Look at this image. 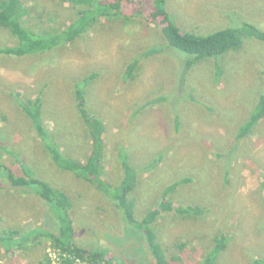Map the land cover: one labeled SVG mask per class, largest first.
Instances as JSON below:
<instances>
[{"label": "rangeland", "instance_id": "rangeland-1", "mask_svg": "<svg viewBox=\"0 0 264 264\" xmlns=\"http://www.w3.org/2000/svg\"><path fill=\"white\" fill-rule=\"evenodd\" d=\"M26 1L28 7L47 13L55 25L66 27L73 14L67 5L49 0ZM167 1L170 14L185 31L209 34L232 23L237 26L240 20L264 31V0ZM147 23L108 22V31L91 32L71 51L61 52L63 55L0 61V124L3 119L5 137L11 140L15 155L0 163L12 166L22 162L38 178L74 193L73 220L81 245L91 246L96 238H101L102 246L127 264H155L145 237L117 221V212L109 200L90 183L53 165L45 141L16 107L13 96L18 93L26 95L27 100L41 95L44 125L54 141L63 144L62 149L74 160H86L92 152V140L85 124L80 119L76 121L72 95L76 84L94 76L88 86L92 90L88 100L90 112L105 127L103 179L117 184L124 174V158L139 169L160 159L154 171L142 177L137 193L140 200L136 199L139 214L155 204L166 186L184 177H191L194 182L178 186L176 201L183 206L210 209L198 221L194 216L164 214L165 220H161L158 229L162 242L173 250L170 253L180 256L175 244L187 243L185 264H198L212 240L225 234L230 242L220 257L221 264H253L252 260L264 255V121L246 138L238 139L236 135L264 94V43L247 39L242 51L230 54V69L220 84L215 83L210 64L205 65L204 76L198 74V65L186 87L197 95L198 100L194 101L187 90L183 95L179 88L180 57L184 61L189 56L172 48L168 58L152 57L143 63L134 82H124L122 62L132 57L131 49L140 45L152 47L159 39L158 29ZM11 43L9 34L0 28V47ZM162 94L173 96L165 103L146 106ZM5 117H9L8 122ZM177 118L182 132L176 129ZM228 179L230 185L226 184ZM41 200L38 196L25 197L21 191L10 195L0 189V234L4 239L11 228L29 230L46 221L41 218L46 211ZM54 227L57 223L52 222L51 228ZM28 237L31 241L37 238L35 233L22 236V244L26 245ZM41 243L39 253L47 241L43 239ZM13 244L14 241L0 245L1 264L36 261L33 250L18 249L14 255L7 254L5 248ZM193 245L201 249L200 255L193 253Z\"/></svg>", "mask_w": 264, "mask_h": 264}, {"label": "trees", "instance_id": "trees-1", "mask_svg": "<svg viewBox=\"0 0 264 264\" xmlns=\"http://www.w3.org/2000/svg\"><path fill=\"white\" fill-rule=\"evenodd\" d=\"M49 1L67 5L73 11V14L68 18L69 23L66 27L55 25L47 13L44 14L36 11V8L28 7L26 0H0V28L5 30L9 34V39L12 40L11 45L0 47V61L22 60L37 56L57 57L63 55L61 52L71 51L70 49L78 43L84 42L91 32L108 31L111 28L106 25L108 22L112 25L113 23L119 25L148 22V25L151 24L156 30L158 29L156 34L158 33L159 39L152 47L142 48L140 45L138 48L131 49L132 57L124 58L122 62L124 64L122 72L124 82H134L143 69V63L149 62L152 57L160 55L168 58L172 55L170 50L172 48L189 56L187 60L184 58L183 61V58L178 55L181 58V63L177 68L182 74H180L179 88L185 95L184 92L192 90L186 88L187 80L198 65L201 66L198 74L204 76L205 65L210 64L212 72H214V81L220 84L225 80L224 73L230 69L228 59L230 54L242 51L247 39L254 38L264 43V31L252 24L244 25L245 22H241L242 20L238 22L237 26H233L232 23L228 28L209 34L185 31L170 14L167 0ZM262 78V86H264V76ZM93 79L94 76H89L83 80V84H76L72 95L73 107L77 109L76 121L80 119L85 124L92 140L91 155L82 161L71 158L62 149L64 145L54 141L51 131L45 127L41 95L36 96L34 100H27L26 95L20 93L13 97L17 99L16 107L22 113V118L26 119V123L31 121L37 134L41 136L43 142L45 141L53 165L90 183L103 197L109 200L117 212V221H120L122 226L135 229L138 235L145 237L149 253L155 264H185L184 254L188 244L176 243L175 247L180 252V256L171 254L170 252L173 250L162 242L163 236L159 233L158 225L162 219L165 220L164 214L166 213H172L179 217L194 216L198 221L203 215L208 214L210 209L201 206H183L176 201L174 194L178 186L194 182L191 177H184L180 178V181L166 186L155 204L146 212L139 214L136 208V199L140 200L137 193L143 180L142 177L144 174L154 171L155 165L160 159H154L149 166L139 169L128 163L127 158H124L125 163H122L124 174L120 176L119 182L114 184L103 179L101 166L105 127L103 122L90 112L88 97L92 90H88V86L93 82ZM188 93L191 94L192 100H198L197 95L190 91ZM170 95L173 96V94ZM170 95L162 94L155 97L149 100L146 106L165 103L171 98ZM181 102L184 104L186 101ZM8 118L5 117L4 121L8 122ZM261 121H264V94L261 95L248 122L236 137L238 139L246 138ZM4 126L2 119L0 124L1 161L14 155L10 147L11 140L5 137ZM175 126L178 131H183L180 118L175 121ZM11 165L13 167L0 163V189L10 195L21 191L25 197L38 196L46 204L44 205L46 211L41 217L46 221L36 228H29V230L11 228L6 239L0 234L1 246L4 247L5 244L14 241L11 247L5 248L7 254L14 255L18 249L33 250L31 254H35L36 261L32 264H127L110 248L102 246L101 238H96L97 240L91 246L88 243L81 245L78 242L73 220L75 211L73 192H70L65 186L60 187L46 179L38 178L30 168L27 169L22 165V162ZM226 176L229 177V175ZM231 183L230 179L226 181V184L230 185ZM50 220L51 223H57V227L51 228ZM24 232L28 234H24ZM33 233L37 238L31 241L28 237L26 245L22 244L24 241L22 236ZM89 233L93 234L91 231ZM43 239L47 241V245L39 253ZM229 242V236L225 234L217 236L215 240H212L211 247L203 253L198 264H221L220 257L228 249ZM192 249L195 255L201 254L200 248L193 245ZM36 253L40 256L38 263ZM252 261L253 264H264V255H260L259 258Z\"/></svg>", "mask_w": 264, "mask_h": 264}]
</instances>
